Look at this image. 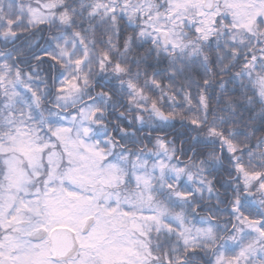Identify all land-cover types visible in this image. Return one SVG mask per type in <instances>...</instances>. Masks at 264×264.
Here are the masks:
<instances>
[{
    "label": "snow or ice",
    "instance_id": "snow-or-ice-1",
    "mask_svg": "<svg viewBox=\"0 0 264 264\" xmlns=\"http://www.w3.org/2000/svg\"><path fill=\"white\" fill-rule=\"evenodd\" d=\"M0 264H264V0H0Z\"/></svg>",
    "mask_w": 264,
    "mask_h": 264
}]
</instances>
